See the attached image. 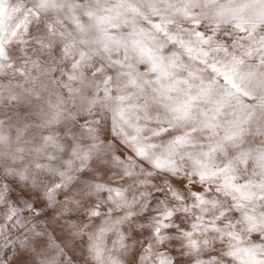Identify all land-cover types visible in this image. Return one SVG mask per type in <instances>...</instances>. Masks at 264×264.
I'll list each match as a JSON object with an SVG mask.
<instances>
[{
  "label": "snow or ice",
  "instance_id": "snow-or-ice-1",
  "mask_svg": "<svg viewBox=\"0 0 264 264\" xmlns=\"http://www.w3.org/2000/svg\"><path fill=\"white\" fill-rule=\"evenodd\" d=\"M0 264H264V0H0Z\"/></svg>",
  "mask_w": 264,
  "mask_h": 264
}]
</instances>
